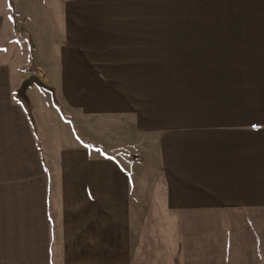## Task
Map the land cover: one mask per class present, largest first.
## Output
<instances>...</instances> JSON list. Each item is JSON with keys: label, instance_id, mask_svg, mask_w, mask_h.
Segmentation results:
<instances>
[{"label": "crops", "instance_id": "0c3cea01", "mask_svg": "<svg viewBox=\"0 0 264 264\" xmlns=\"http://www.w3.org/2000/svg\"><path fill=\"white\" fill-rule=\"evenodd\" d=\"M144 1L0 0V114L39 79L72 120L45 149L57 164L43 170L46 223L5 233L16 243L0 264H139L134 229L153 210L165 212L161 264H264V0L126 9ZM100 116L146 137L157 170L93 155L77 131L96 142L86 124Z\"/></svg>", "mask_w": 264, "mask_h": 264}, {"label": "rangeland", "instance_id": "374dc122", "mask_svg": "<svg viewBox=\"0 0 264 264\" xmlns=\"http://www.w3.org/2000/svg\"><path fill=\"white\" fill-rule=\"evenodd\" d=\"M171 3L172 0L166 2L145 0L142 3H128L126 9L141 12L143 16H154L166 12ZM117 6L118 4L114 2L113 7ZM170 8H173V6ZM20 67H22V71L27 69V67ZM38 81L40 80L30 79L26 81L19 93L18 91L13 92L15 94L12 104L3 106L6 113L0 114V241L4 239L5 233L18 234L21 232L23 238L34 229L33 223L39 220H41V224L46 223L45 209L48 199L45 192L46 177L43 170L48 172L49 170L50 172L57 170L55 166L57 164L51 162L48 163L49 166L45 164L47 155L45 149H50L51 151L58 149L56 142L60 132L59 130L57 131V123L72 122L71 118H69L71 115H66L53 91ZM32 86H35L33 87L34 89L31 88ZM2 102L3 100L0 99V105H2ZM17 104L22 111L31 112L30 114L35 124L33 130L36 138L32 136L30 123L24 112L16 108L15 105ZM34 109L38 116V121L35 119ZM97 120L101 124L100 129L92 125L93 121L86 124V127L92 129L90 131L92 133L91 136L96 142H92L88 138L83 139L80 132L77 131L80 141L85 142L88 147L96 152L93 155L112 159L115 157L122 162H126L128 159L131 165H137L136 169L140 172L146 170L154 172L157 170L154 163H151V165L148 163L151 160L156 164L157 154L153 151L150 152L151 154L146 155L147 148L144 147L147 146L146 137L136 136L128 120H116L113 117L105 116L97 117ZM37 124H41V130ZM61 131L63 132L62 128ZM38 153L41 155V160L38 157ZM51 175L52 173H50V179L47 181L51 183L49 186L54 189L58 180L54 179L53 176L51 177ZM50 198H52L54 214L57 215L58 210L55 206L57 196H51ZM134 207L136 214H138L140 211H137L138 205L136 203H134ZM146 215L151 218L146 219V226L142 227L139 224L133 233V241L140 243L139 247L136 246L135 249L142 250L143 258L138 262L139 264L164 263L165 259L161 258V248L164 247L162 237L163 231L166 229L164 222L165 212L153 210ZM160 223L162 226H160ZM171 234L176 237L174 232ZM13 241L14 238L12 237L11 241L9 240L6 244L3 241L2 243L0 242V249H14L16 242ZM158 252L159 257H157ZM121 261L124 263L125 260Z\"/></svg>", "mask_w": 264, "mask_h": 264}, {"label": "trees", "instance_id": "16d2710c", "mask_svg": "<svg viewBox=\"0 0 264 264\" xmlns=\"http://www.w3.org/2000/svg\"><path fill=\"white\" fill-rule=\"evenodd\" d=\"M9 5L15 11V8H16V6H15V0H9ZM28 113H29V118L31 120V124L35 128L34 120L32 119V115L30 114V111H28Z\"/></svg>", "mask_w": 264, "mask_h": 264}]
</instances>
